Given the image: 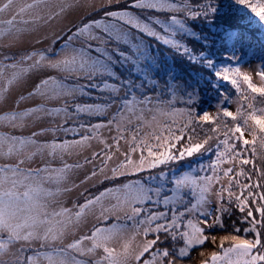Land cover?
Returning a JSON list of instances; mask_svg holds the SVG:
<instances>
[{
  "label": "snow or ice",
  "instance_id": "obj_1",
  "mask_svg": "<svg viewBox=\"0 0 264 264\" xmlns=\"http://www.w3.org/2000/svg\"><path fill=\"white\" fill-rule=\"evenodd\" d=\"M240 9L264 28L262 0H0V50L19 49L0 51V264H185L217 240L201 264H264V62L259 86L238 66Z\"/></svg>",
  "mask_w": 264,
  "mask_h": 264
},
{
  "label": "trees",
  "instance_id": "obj_2",
  "mask_svg": "<svg viewBox=\"0 0 264 264\" xmlns=\"http://www.w3.org/2000/svg\"><path fill=\"white\" fill-rule=\"evenodd\" d=\"M251 2L253 4H256L257 0H251ZM262 2H264V0H262ZM220 15L223 16V13H221ZM234 15L236 16L242 15L246 17V19L238 21V23L240 24L241 30L244 32V37H245L242 44H238L235 49L236 55L240 57L238 66L243 64L244 62H247L253 59L255 61L258 60V61L264 62V28H262L260 24L256 22L257 18H255L254 15L252 16L248 10L240 9L239 11H236ZM247 17L253 19V23L250 26L247 23ZM190 23L193 24V27H195V30L198 32L200 30H203V31L209 30V25L205 24L202 21H190ZM226 27H227V24L225 23L223 19H216L213 22V25L211 26L210 31L213 33H218ZM156 47L158 48L157 53H159L160 55H163L164 57L166 55H169V58L173 61L171 65H173L179 70V74L177 75L178 77L187 79L189 73L193 77L197 75L199 71L197 67L193 65H189L182 57L174 55V53H172L171 51L170 52L165 51L163 46L157 45ZM191 47L195 48L197 51L199 50L198 44L195 40L191 41ZM219 47H220L219 44H217V48ZM231 51H232V48L230 46H225V47L220 48V52L216 55V60L218 61V63H222V64L230 63L229 61H226L223 59V55L226 53H230ZM237 80H238V83H240L241 90L246 91V86L244 85L243 81L240 80L238 77H237ZM252 82L256 84L254 81ZM220 87L232 99L237 98L238 94L236 93L235 89L230 83L221 81ZM261 99L262 98L257 97V104H256L257 108L264 107V104L260 103ZM215 105H216V93L213 91L202 89V95H201V101L199 104V108L205 111H208L209 108ZM236 107L237 105L234 103L229 105L230 110H233V111H235ZM205 127H210V126L206 125ZM246 136H247V133H246ZM248 138L250 139V137ZM214 147H215V142H213V150H214ZM257 151L258 152L260 151L259 143H257ZM214 158H215L214 156L210 157L208 153H204L203 156H199V157L194 156L191 160L185 159L184 161H181L179 162V164L175 165V167L178 169V171H183L191 167L193 164H199L201 161L207 164L210 161V159H214ZM257 163L259 164L260 161L257 160ZM224 219H225L227 228L226 229H219V228L214 229L213 231L215 232L217 236L226 234L227 231L231 230V224H230V221L227 215H225ZM218 244H219V241H218ZM208 245L209 244L206 243L203 246H198L197 248L193 249L190 257L186 258V261H189L194 257L193 256L194 252L196 253V252L204 251L206 255L205 251H208L207 250ZM215 247L218 249L217 246ZM199 255L200 253L197 254V256ZM201 260H202L201 257L197 258L195 264H198V262ZM193 262L194 260L189 261L188 263H193Z\"/></svg>",
  "mask_w": 264,
  "mask_h": 264
},
{
  "label": "rangeland",
  "instance_id": "obj_3",
  "mask_svg": "<svg viewBox=\"0 0 264 264\" xmlns=\"http://www.w3.org/2000/svg\"><path fill=\"white\" fill-rule=\"evenodd\" d=\"M76 19H77V18H76L75 16H70V17H68V19L65 20L63 23L66 24V23H69V22H73V21H75ZM62 26H63V24H61V25H57V26H55L54 28H44V29L41 30V34L48 33V32H51V31H58V30H59V27H62ZM46 44H47V41H45V45H38V46H46ZM27 46H29V45H25V47H27ZM164 49H165V51L170 52L168 49H166V48H164ZM18 50H19V49L13 48V49H2V50H0V51H3V52H16V51H18ZM157 56L166 59L170 65H171V63L173 62V61L169 58V55H166V56L164 57L163 55H160L159 53H157ZM261 63H262L261 61H258V60L255 61V60L253 59V60H249V61H247V62H244L243 64L239 65V67H241L242 72H246V73L252 75V77H253V80H252V81H254L256 84L260 85L261 82H260L259 78L255 75V72L259 69V65H260ZM174 69H175V71H176V74L178 75V74H179V70H178L176 67H174ZM204 109H205V108H204ZM208 111L214 114L215 111H216L215 106H212L211 108H209ZM86 154H87V153H86ZM69 159H70V162H74V161L77 159V157L74 155V156L70 157ZM79 175H80L81 177L83 176V170L80 171ZM73 178L75 179L76 177H73ZM79 199H81V198H80V196H79V191H78V190H74L73 192L69 193L68 195H66V196L64 197V200H65V203H66L67 206H71L72 201H74V200H79ZM218 237H219V236H218ZM218 241H219V240H217V245H216L217 247H218V245H219V244H218ZM208 244H209V245L207 246V250H208V251H205V252H206V255H204V256H200V255L197 256V254L200 253V252H196V253L194 252V253H193V256H194V257H193L191 260H189V261L194 260V262H193V263H188L189 261H186V260H185V264H195L196 259L199 258V257H201L202 260L207 259V258L210 256L211 251L218 250V249H217L215 246H213L211 243H208ZM196 256H197V257H196ZM202 260H201V261H202ZM201 261H199L198 264H201Z\"/></svg>",
  "mask_w": 264,
  "mask_h": 264
}]
</instances>
